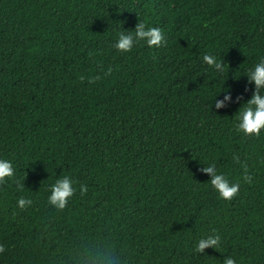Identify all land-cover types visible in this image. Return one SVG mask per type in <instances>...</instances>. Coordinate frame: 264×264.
Wrapping results in <instances>:
<instances>
[{"label":"trees","instance_id":"16d2710c","mask_svg":"<svg viewBox=\"0 0 264 264\" xmlns=\"http://www.w3.org/2000/svg\"><path fill=\"white\" fill-rule=\"evenodd\" d=\"M140 21L166 46L118 51ZM261 59L264 0H0V159L15 169L0 184V264H264V130L235 119ZM211 164L240 183L231 201ZM63 176L76 192L58 210ZM217 233L219 248L195 251Z\"/></svg>","mask_w":264,"mask_h":264},{"label":"clouds","instance_id":"9594fccd","mask_svg":"<svg viewBox=\"0 0 264 264\" xmlns=\"http://www.w3.org/2000/svg\"><path fill=\"white\" fill-rule=\"evenodd\" d=\"M140 41H145L149 47L160 48L167 44L165 34L162 29L157 27H148L144 22H139L134 31H123L119 34V38L115 47L118 51L122 53L131 52L133 47ZM203 60L209 66L215 68L219 73H223L225 68L224 60H217L215 56L204 55ZM113 69L111 66L104 73L105 76L111 75ZM249 83L255 84V92L252 98L245 103L235 119L238 121L237 129L244 133L246 136H256L259 137L262 130H264V59H261L257 63L253 70H250L247 74ZM84 76L80 77L83 81ZM102 79L100 75L94 77H89V83H96L98 80ZM239 99L242 98H238ZM225 101L231 103L232 97L230 94L225 95ZM225 101L215 100L216 108H223L226 106ZM233 159L237 163H241L240 157L238 155L234 156ZM244 175L243 181L245 183L251 184L253 182V177L249 175V169L247 163L241 164ZM203 171L211 175L212 179L210 184L219 193L220 197L226 201H231L238 196L240 192V183H232L229 179L217 172L216 165L211 164L210 166L204 167ZM15 175V169L10 161L0 159V184L6 182V180L13 178ZM73 180L69 176H63L58 179L54 185L51 187V195L48 198V202L51 206L58 210H64L67 206L68 201L75 195L76 189L73 187ZM23 190V185L19 186ZM88 191L86 185L80 186L81 195L86 194ZM33 204L31 199H25L23 197L19 198L18 205L21 209H26ZM221 244L220 235L214 234L207 238H202L199 240L197 247L195 249L198 253H205L208 248L217 249ZM5 248L0 245V253H3ZM224 264H236V260L232 257H226L224 259Z\"/></svg>","mask_w":264,"mask_h":264}]
</instances>
